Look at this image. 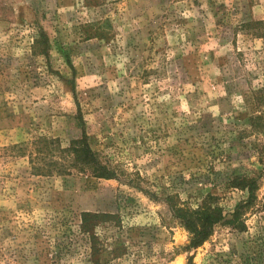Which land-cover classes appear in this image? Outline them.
Returning <instances> with one entry per match:
<instances>
[{
  "label": "rangeland",
  "instance_id": "1",
  "mask_svg": "<svg viewBox=\"0 0 264 264\" xmlns=\"http://www.w3.org/2000/svg\"><path fill=\"white\" fill-rule=\"evenodd\" d=\"M83 132L127 177L32 174L35 142ZM134 174L192 206L217 195L227 221L243 205V231L189 248ZM87 212L120 218L95 229L106 264H264V0H0V264H93Z\"/></svg>",
  "mask_w": 264,
  "mask_h": 264
},
{
  "label": "trees",
  "instance_id": "2",
  "mask_svg": "<svg viewBox=\"0 0 264 264\" xmlns=\"http://www.w3.org/2000/svg\"><path fill=\"white\" fill-rule=\"evenodd\" d=\"M100 39L104 38V33L97 31L93 34ZM38 54L46 55L48 46L47 37L42 33L41 42L37 41ZM31 159V171L35 176H53L69 175L72 171L90 175L96 179L120 180L127 177L125 171H120L117 165L103 160L101 155L95 152L89 143V138L85 132L80 139L72 141L70 145L63 149L57 142H49L46 139L37 141L33 144ZM34 157V158H33ZM131 179L127 185L134 187L152 200L158 201L160 198L167 203L173 218L184 228L191 236L189 248H198L206 242L213 234V228L222 223L230 225L233 229L243 231L244 225L241 222L240 210L243 205L236 208L232 214L233 219H226L227 213L219 205L220 197L212 193L207 194L203 200L195 206L181 201L180 195L172 189L165 190L163 197L157 192H152L143 187V178L139 174L130 175ZM229 187L248 192L249 204L254 201L256 191V181L248 178L233 177L228 182ZM120 218L116 214L107 213H83L81 229L90 239L93 264H106L108 258L112 255L104 244H101L95 233L98 227L111 228L113 224L119 226ZM189 264H192V258H189Z\"/></svg>",
  "mask_w": 264,
  "mask_h": 264
}]
</instances>
